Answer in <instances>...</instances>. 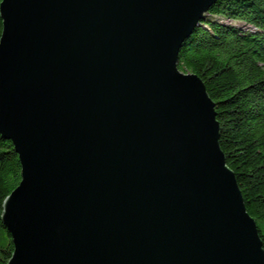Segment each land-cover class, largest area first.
<instances>
[{
	"label": "water",
	"instance_id": "obj_1",
	"mask_svg": "<svg viewBox=\"0 0 264 264\" xmlns=\"http://www.w3.org/2000/svg\"><path fill=\"white\" fill-rule=\"evenodd\" d=\"M217 0H2L8 264H264L215 103L178 68Z\"/></svg>",
	"mask_w": 264,
	"mask_h": 264
},
{
	"label": "trees",
	"instance_id": "obj_2",
	"mask_svg": "<svg viewBox=\"0 0 264 264\" xmlns=\"http://www.w3.org/2000/svg\"><path fill=\"white\" fill-rule=\"evenodd\" d=\"M2 30L0 17V39ZM178 68L200 77L215 103L221 149L264 242V0H217L184 42ZM20 181L19 157L0 135V234L8 236L0 245V264H8L14 252L1 221L3 204Z\"/></svg>",
	"mask_w": 264,
	"mask_h": 264
},
{
	"label": "rangeland",
	"instance_id": "obj_3",
	"mask_svg": "<svg viewBox=\"0 0 264 264\" xmlns=\"http://www.w3.org/2000/svg\"><path fill=\"white\" fill-rule=\"evenodd\" d=\"M215 19L218 20L221 23L231 24V25H234V26H237V27H242V28H250V26L244 24L243 22L232 21V20H228V19L222 18V17H216ZM183 73H185V72H183ZM7 237L8 236L5 233L0 234V245L5 243Z\"/></svg>",
	"mask_w": 264,
	"mask_h": 264
}]
</instances>
